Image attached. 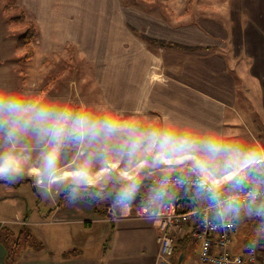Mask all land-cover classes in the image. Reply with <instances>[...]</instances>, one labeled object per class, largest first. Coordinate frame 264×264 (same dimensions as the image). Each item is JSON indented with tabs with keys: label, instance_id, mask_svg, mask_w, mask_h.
Returning a JSON list of instances; mask_svg holds the SVG:
<instances>
[{
	"label": "crops",
	"instance_id": "obj_1",
	"mask_svg": "<svg viewBox=\"0 0 264 264\" xmlns=\"http://www.w3.org/2000/svg\"><path fill=\"white\" fill-rule=\"evenodd\" d=\"M15 1L37 28L36 51H79L95 68L106 107L149 129L142 145L147 154L136 156L124 147L110 160L109 146L101 147L100 157L108 158L102 169L110 173L109 164L116 163V174L106 177L130 179L142 170L155 173L185 161L224 186L264 154V0H179L180 6L168 12L153 11V0ZM243 130L251 142L243 139ZM236 154L241 158L232 165L223 159ZM12 182L3 175L0 188ZM73 191L38 207L35 217H26L25 207L17 206L24 213H16L15 226L0 217V230L25 225L19 229L29 228L43 243L41 249L22 245L15 264H158L156 218L126 212L113 215L109 224L108 212L95 213L84 191L72 197ZM195 202L190 195L181 208ZM235 213L230 249L258 246L264 240V202L253 200ZM44 218L53 225L76 224L69 245L42 231ZM189 231L188 225L173 230L180 252L169 264H208ZM6 256L0 240V264H6Z\"/></svg>",
	"mask_w": 264,
	"mask_h": 264
},
{
	"label": "rangeland",
	"instance_id": "obj_2",
	"mask_svg": "<svg viewBox=\"0 0 264 264\" xmlns=\"http://www.w3.org/2000/svg\"><path fill=\"white\" fill-rule=\"evenodd\" d=\"M178 1L153 0L151 8L153 11L166 8L168 12L169 8L180 6ZM5 5L6 1L0 0V177L7 175L13 182L0 188V217L11 221L9 226H15L12 221L21 213L17 206L25 207L26 217H35L38 207L62 199L63 194L59 193L67 186L86 183L106 186L99 206L108 212L104 219L109 224L113 215L120 213L148 214L145 204L136 202L123 190V182L128 179L106 177L116 174L113 171L116 163L109 164L108 173L102 169L108 158L100 157L102 146H109L110 160L118 158L124 147L134 150L136 156L147 154L148 147L142 146L149 137L146 124L140 126L138 119L127 122L126 117L106 107L95 68L79 51L43 55L34 44L35 52L27 60L17 48L25 27L11 22L18 12L6 11ZM242 134L246 135L243 138L246 142H251L246 130ZM237 157L241 158L236 154L223 159L232 165ZM181 172L196 171L182 169ZM156 173L165 171L158 169L153 174ZM169 173L173 172L166 174ZM74 189L77 191L72 192V197L78 194V189ZM75 217L78 216L72 218ZM43 221L42 231L46 230L51 240L56 235L69 245L66 243L76 230L75 223L53 225L50 218Z\"/></svg>",
	"mask_w": 264,
	"mask_h": 264
},
{
	"label": "built area",
	"instance_id": "obj_3",
	"mask_svg": "<svg viewBox=\"0 0 264 264\" xmlns=\"http://www.w3.org/2000/svg\"><path fill=\"white\" fill-rule=\"evenodd\" d=\"M249 171L242 169L236 184L228 189L217 186L206 175L192 172L152 174L153 184L162 189L191 188L197 195L188 209L178 208L174 201L161 198L146 205L148 214L158 222V264H169L174 252L173 230L190 226L189 236L200 246V258L208 264H264V240L233 252L229 245L237 231L236 209L253 200L264 202V156ZM143 215V213H139Z\"/></svg>",
	"mask_w": 264,
	"mask_h": 264
},
{
	"label": "trees",
	"instance_id": "obj_4",
	"mask_svg": "<svg viewBox=\"0 0 264 264\" xmlns=\"http://www.w3.org/2000/svg\"><path fill=\"white\" fill-rule=\"evenodd\" d=\"M5 10L9 11L14 9L18 12V15L11 18V22L15 24H20L25 27V32L17 40V48L24 52V57L29 60L34 52V42L37 35V28L32 20L27 18L23 9L19 8L15 0H5ZM148 42H153L159 45H178L176 43L163 42L158 39L146 38ZM253 164H249L244 167L245 170L249 171L253 168ZM165 173L181 171L182 169H190L194 171L191 162H185L181 164H166L160 167ZM153 170H142L139 171L133 178L125 180L123 182V190L129 193L136 202H141L145 205L152 203L153 201L161 198L163 200L174 201L178 208L183 207L184 201L188 196L197 195L191 188L184 189H162L153 184L151 181ZM237 181V176H235L228 184L223 186V189L228 190L232 188ZM74 188L83 190L85 193V198L93 207L95 213L106 215V212L99 206L101 196L106 192V186H96L92 184L87 185H69L67 186V191H71ZM63 194L62 197L67 195ZM61 197V198H62ZM183 209V208H181ZM0 240L5 243L7 248L6 264H15L17 261V254L22 245H34L36 249H41L43 243L38 239L29 228H22L19 231H14L6 226L2 227L0 230ZM24 241V243H22ZM180 252L179 245L174 242V254Z\"/></svg>",
	"mask_w": 264,
	"mask_h": 264
}]
</instances>
